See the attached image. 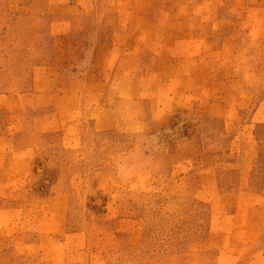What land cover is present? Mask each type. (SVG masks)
<instances>
[{
    "label": "rangeland",
    "instance_id": "1",
    "mask_svg": "<svg viewBox=\"0 0 264 264\" xmlns=\"http://www.w3.org/2000/svg\"><path fill=\"white\" fill-rule=\"evenodd\" d=\"M0 264H264V0H0Z\"/></svg>",
    "mask_w": 264,
    "mask_h": 264
}]
</instances>
